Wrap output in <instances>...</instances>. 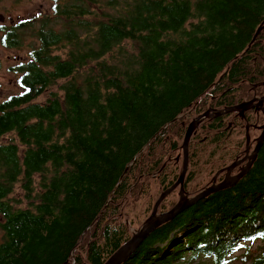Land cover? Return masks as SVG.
<instances>
[{
    "label": "trees",
    "instance_id": "16d2710c",
    "mask_svg": "<svg viewBox=\"0 0 264 264\" xmlns=\"http://www.w3.org/2000/svg\"><path fill=\"white\" fill-rule=\"evenodd\" d=\"M45 1L43 18L0 26L5 47L28 36L38 45L9 70L17 93L0 100V264H105L133 235L124 204L158 201L179 180L172 166L188 125L213 114L189 142L186 183L203 169V149L225 147L229 109L263 85L264 0ZM253 120L237 122L239 133L264 118ZM245 145L242 138L236 151ZM225 148L217 171L236 159ZM171 194L159 214L175 207ZM257 241L264 144L235 187L159 227L124 264H227ZM250 254L242 258L264 264Z\"/></svg>",
    "mask_w": 264,
    "mask_h": 264
},
{
    "label": "rangeland",
    "instance_id": "374dc122",
    "mask_svg": "<svg viewBox=\"0 0 264 264\" xmlns=\"http://www.w3.org/2000/svg\"><path fill=\"white\" fill-rule=\"evenodd\" d=\"M49 13H51L49 1H45V0H21L18 4H16V3H14L13 0H2V2L0 3V15H3L5 17V20H4V22H0V26L4 25V26L9 28L15 24V23H13L14 20H16V21L21 20V19L25 20V19H29V18H37L38 19V18H43L44 16H46ZM38 16H40V17H38ZM1 37H2V31L0 30V100H3L7 96L15 94L18 91V88L15 84V76L13 74H10V71H9L10 68H12L13 65L19 64L22 60H28L29 59V54H30V50H31L29 48L30 43L34 47H37L38 45L36 44V41L34 38H31L30 36H28V38L23 41L24 44L22 47H19L16 49H9L8 47H5L2 44V38ZM48 97H49V95L46 93L41 98L38 99V102L45 103L47 101ZM237 111L238 110H234L231 112L228 111V112L230 114V113L237 112ZM222 113H224V112H222ZM218 114L219 113H217L216 115H218ZM209 116L212 117L213 114L209 115ZM237 120L239 122L241 121V119H237ZM201 124H202V119L200 120V122H197L192 126V129L195 127L193 129L194 133H195V130H197ZM247 126L249 127L248 133H249L251 140L254 137L259 135V134H257L256 136H252L253 130L250 128H252L254 126V124L253 125L252 124L250 125L249 123L245 124L244 125V127H245L244 132H243V134H241V133H239V126H237L234 123V126L232 127L233 130L231 131L227 142L223 143V145L225 147L231 148L233 145L237 144V142L239 140H241L242 138H246ZM188 128H187V130H188ZM225 147L220 146V148H218L214 152H213V150H214L213 147H208V148L203 149L201 151V157H200V164L201 165L200 166L203 167V169L200 170V167L197 166V169L199 170V172L197 173L196 179L189 185V190H193L194 188L201 187L209 178H212V180H213V177L219 171H221V170L217 171L221 165L218 162V160H219V157L221 154L225 157V153H228L229 149L225 148ZM199 148L202 149V147H199ZM176 156H177L176 159L179 157V161H176L177 165L172 166V168L175 170V172H177L176 170H178V169L180 170L179 171V174H180L179 178H180L182 171H183V168H184V162H183L184 152H183V149H181V152L178 151L176 153ZM209 162H210V164H209ZM228 162L229 161H226L224 164H227ZM169 163L171 164L172 161H169ZM211 165L214 166V169L211 167ZM188 169H189V161H188ZM188 169H187V172H188ZM212 170L214 172L212 175H210ZM187 172H186V175H187ZM186 175H185V178H186ZM185 178L183 180V184H185ZM155 183L159 184L160 181L155 182ZM175 190H177L176 193H178V191L181 193V191L184 190V188L181 189V186H178ZM173 193L171 194V196H169L167 198V200H170L176 194V193H174V195H173ZM188 193H191V192H188ZM185 196H186V194H184V192H182V197L185 198ZM194 196H196V195L195 194L190 195V198H192ZM14 197L17 198L19 201L25 200L24 195H23V191L21 190L20 186L19 187L17 186ZM158 197H159V195L154 194L152 197L151 203H149L148 198H143L142 200H137V201H133L132 199H130L128 203L124 204V206L122 207L123 208L122 216L124 219V223H127L131 234L134 235V234L138 233L144 227V225L146 224V221L151 217V214H153L152 211L154 209V206H156L155 202L157 201ZM153 204H154V206H153ZM175 204L176 205L178 204V199L175 200L172 205H175ZM150 207H152V210L149 209ZM158 215H159V212H158ZM0 220H2L1 215H0ZM133 235H132V237H133ZM247 250H249V252L251 253L250 254L251 257L255 256L257 254H263V256H264V242L257 241L255 243L251 244L248 248H246L244 250L241 249L240 251H238L237 253H235L232 256V258L230 259V261L227 264H250V263L253 264L254 261H252L250 258H248L247 260H246V258H242L245 255ZM189 264H213V260L211 258H206V257L205 258L203 257L200 259L196 258V260L190 261Z\"/></svg>",
    "mask_w": 264,
    "mask_h": 264
},
{
    "label": "water",
    "instance_id": "95a60500",
    "mask_svg": "<svg viewBox=\"0 0 264 264\" xmlns=\"http://www.w3.org/2000/svg\"><path fill=\"white\" fill-rule=\"evenodd\" d=\"M5 17L3 15H0V22H4ZM261 29H259L260 31ZM257 99H253L248 103H243L238 106H234L231 109H229V112L234 111V110H240L244 106H246L244 109L249 107V105H252L255 103ZM263 104H264V97L258 101V105L261 106L258 108L259 110L263 109ZM244 109L242 110L244 112ZM210 114V112H206L203 116L198 117L195 119L190 125L189 128L186 132L185 140L183 143V152H184V168L181 174V177L179 180L167 191L162 193L160 196L159 200L156 203L155 209L153 211V214L151 217L146 221V224L144 227L136 234L131 237V239L125 243L119 250H117L112 257L105 263V264H124L127 262L133 255L134 253L140 248V246L143 244V242L159 227L162 225L172 221L176 216H178V212L180 210H183L186 207H191L192 205L197 204L200 200L205 199L209 197L212 194H215L217 192L230 189L235 187L239 181L248 174V172L251 170L254 162L256 161L258 154L264 144V124L259 127L260 130H262L260 136L257 139V144L252 152H250V136H249V127L247 126L246 128V155L239 159L234 161L232 164H230L228 167L224 168L223 170L219 171L214 177H213V183L211 186L207 187L204 189L202 192H200L198 195H196L194 198L190 199L188 197H185V199L189 200L182 208H179L178 211H174V209L180 204L183 203V197H181V200L178 202V204L171 210L160 214L157 216V209L160 203L171 193L173 192L178 186H181V189H183V180L185 178L187 169H188V161H189V142L190 139L194 133V130L192 129V126L200 122L201 119L207 117ZM177 161H179V157L177 158ZM240 167V168H238ZM238 168L239 172L237 174H233L234 170ZM220 173H225L224 179L217 183V178L220 175ZM183 190L181 191L182 195ZM184 212V211H183Z\"/></svg>",
    "mask_w": 264,
    "mask_h": 264
},
{
    "label": "flooded vegetation",
    "instance_id": "af4514ba",
    "mask_svg": "<svg viewBox=\"0 0 264 264\" xmlns=\"http://www.w3.org/2000/svg\"><path fill=\"white\" fill-rule=\"evenodd\" d=\"M10 74H12L11 72H10ZM253 93H254V95H253V98L251 99V100H253V99H257V101L255 102V103H253L252 105H249V107H247L246 109H244L246 106H244L242 109H240V111L238 110L237 112H233V113H230L231 114V118H230V120H229V125H228V127H229V136H230V133H231V131L233 130L232 129V127L234 126V123L236 124L237 122H239L237 119H242L243 118V120H244V118H245V116H247V115H249L251 118H252V120L255 122V121H258L260 118H261V116H263V118H264V112L262 111V110H259L258 108H260L261 106H259L258 105V101H260L263 97H264V83H263V85H259V84H257V85H255L254 86V88H253V91H252ZM251 100H245V102L244 103H247V102H250ZM238 106V105H237ZM244 109V112L242 111ZM263 109H264V104H263ZM220 114V113H219ZM218 114V115H219ZM204 119V118H203ZM202 119V120H203ZM190 123V122H189ZM188 123V124H189ZM187 124V125H188ZM245 124H247V123H245ZM250 125L252 124H254V123H249ZM264 124V121L262 122V123H260V124H254V128H255V130L257 129V131H259V135L258 136H256L255 134H253V132H252V136H256V137H254L252 140H251V142H250V152H252L253 150H254V148H255V146H256V144H257V139H258V137L260 136V134H261V132H262V130H260L259 129V127L260 126H262ZM190 125V124H189ZM189 125H188V127H189ZM253 127L252 128H250V129H254ZM196 131V130H195ZM229 136H228V138H229ZM246 141H247V138H246ZM234 151H236L237 150V146H236V144L235 145H233L232 147H231ZM246 148H247V146L245 145V149L244 150H239V151H236V154L235 153H233L232 152V154H235L236 155V159H235V161L236 160H239V159H241V158H243L245 155H246ZM244 152V153H243ZM240 153H242V154H240ZM240 155V156H239ZM231 163H233V162H228L226 165H224V166H222L221 167V169H224V168H226V167H228ZM238 168H240V167H238ZM238 168H236L235 170H234V172H233V174H237L235 171L238 169ZM220 169V170H221ZM239 170V169H238ZM224 177H225V173H220V175L218 176V178H217V183H219V182H221L223 179H224ZM194 181V180H193ZM193 181H191V182H189V183H186V180H185V184H184V190H183V192H184V194H186V196L185 197H188V198H190V195H197L198 193H200L199 191H201L202 192V190H204V189H206L207 187H209V186H211V184L213 183V180H212V178H209V179H207V181L201 186V187H199V188H194L193 190H189V185L193 182ZM188 192H191V193H188ZM190 194V195H189ZM178 195H179V198H178V202L181 200V197H182V195H181V193L178 191ZM193 198V197H192ZM170 210V209H169ZM168 210V211H169Z\"/></svg>",
    "mask_w": 264,
    "mask_h": 264
},
{
    "label": "bare ground",
    "instance_id": "6f19581e",
    "mask_svg": "<svg viewBox=\"0 0 264 264\" xmlns=\"http://www.w3.org/2000/svg\"><path fill=\"white\" fill-rule=\"evenodd\" d=\"M194 128H195V127H194ZM194 128H193V129H194ZM183 187H184V184H183ZM174 191H175V190H174ZM174 191H173V192H174ZM173 192H171V193H173ZM171 193H170V194H171ZM170 194H169V195H170ZM163 201H164V200H163ZM163 201H162V202H163ZM188 201H189V200L183 198V203H180V204L174 209L173 212L178 211L179 208H182V207H183ZM162 202H161V203H162ZM161 203H160V205H161ZM160 205L158 206V209H157V213H156L157 216L160 215V214L158 215V210H159ZM188 208H189V207H186V208H184L183 210H180V211L178 212V214L182 213L183 211H185V210L188 209ZM176 217H177V216H176ZM173 220H174V219H173ZM166 224H167V223H166Z\"/></svg>",
    "mask_w": 264,
    "mask_h": 264
}]
</instances>
